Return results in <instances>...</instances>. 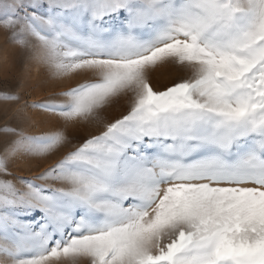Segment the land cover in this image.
<instances>
[{
	"label": "snow or ice",
	"instance_id": "snow-or-ice-1",
	"mask_svg": "<svg viewBox=\"0 0 264 264\" xmlns=\"http://www.w3.org/2000/svg\"><path fill=\"white\" fill-rule=\"evenodd\" d=\"M0 25L83 78L29 107L103 125L75 142L0 128L18 137L0 155V264H264V0H0ZM164 65L182 75L154 84Z\"/></svg>",
	"mask_w": 264,
	"mask_h": 264
},
{
	"label": "rangeland",
	"instance_id": "rangeland-1",
	"mask_svg": "<svg viewBox=\"0 0 264 264\" xmlns=\"http://www.w3.org/2000/svg\"><path fill=\"white\" fill-rule=\"evenodd\" d=\"M180 75L182 73L174 67L164 65L153 73L152 79L154 84H171ZM81 82L83 78L80 76L56 77L49 64L36 56L31 45L21 46L13 38L11 30H5L0 25V94L14 93L20 97L19 100L0 99V128L10 125L28 135H42L62 129L74 142L99 134L103 127L101 123L65 122L58 116L29 107L33 103L45 101L64 102L66 97L59 93ZM126 109L127 105L123 103L113 105L106 110L105 115L108 119H114L126 114ZM17 138L15 135L0 133V155H3L10 142ZM69 150L68 147L63 148L49 157H16L9 165L12 173L9 178L33 179Z\"/></svg>",
	"mask_w": 264,
	"mask_h": 264
}]
</instances>
